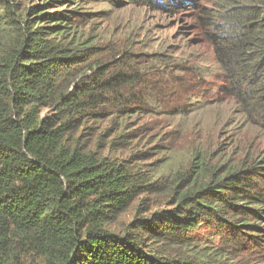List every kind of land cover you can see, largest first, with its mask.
I'll list each match as a JSON object with an SVG mask.
<instances>
[{"label":"trees","instance_id":"obj_1","mask_svg":"<svg viewBox=\"0 0 264 264\" xmlns=\"http://www.w3.org/2000/svg\"><path fill=\"white\" fill-rule=\"evenodd\" d=\"M110 1L172 13L189 2ZM95 2L0 0V264H264V0H218L196 18L220 73L215 96L257 143L223 164L197 151L187 188L147 217L141 199L126 224L120 216L145 191L165 196L166 180L95 152L124 133L107 143L109 130L93 127L119 133L154 113L159 90L140 93L153 69L140 58L154 55L132 53L137 38L89 28L98 15L83 9ZM173 55L154 66L157 79ZM202 229L218 241L203 243Z\"/></svg>","mask_w":264,"mask_h":264},{"label":"rangeland","instance_id":"obj_2","mask_svg":"<svg viewBox=\"0 0 264 264\" xmlns=\"http://www.w3.org/2000/svg\"><path fill=\"white\" fill-rule=\"evenodd\" d=\"M35 1L26 0L30 4ZM123 1L116 0L119 3ZM217 1L189 0L183 11L177 9L175 13L133 5L116 7L110 0H97L84 6V12L98 15L89 24V28L97 34L101 32L106 38L111 35L124 38L130 34L137 38L138 44L141 43V46H135L132 53L139 54L137 57L141 56L140 53L154 55L140 58L142 65L152 58L149 68L153 69L144 83L146 90L140 93L157 84L153 90L159 92L149 94V100L155 104L154 113H139L128 119L119 133L113 132L114 127L110 123L93 127H101L99 132L105 128L109 130L107 143L116 134L124 133V138L116 140L110 149L101 142L95 152L150 182L166 180L168 191L165 196L156 189H148L120 216L121 224L132 220L141 199L144 201L140 204V212L145 211L144 217H147L149 211L168 206L174 189L184 191L189 184L185 172L197 151L213 152L210 161L216 163L219 156L218 162L223 164L237 160L239 155L236 153L257 143L253 130L237 123L238 117L232 113L231 105L225 98L215 96L221 86L220 73L210 47L203 41V31L196 18L200 8L212 9ZM144 46H149V49L144 51ZM172 53L174 58L179 56L175 65H170L165 71L167 74L157 79L154 66H160L158 61L168 59ZM176 66L182 69L176 70ZM209 90L212 95H209ZM176 175L177 181L168 184ZM212 234V230L202 229L198 237L206 244L218 241Z\"/></svg>","mask_w":264,"mask_h":264}]
</instances>
